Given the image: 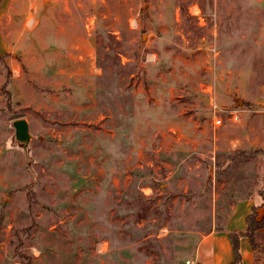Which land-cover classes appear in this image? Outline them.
I'll return each instance as SVG.
<instances>
[{
  "label": "rangeland",
  "instance_id": "rangeland-1",
  "mask_svg": "<svg viewBox=\"0 0 264 264\" xmlns=\"http://www.w3.org/2000/svg\"><path fill=\"white\" fill-rule=\"evenodd\" d=\"M261 147L264 0H0V264H187Z\"/></svg>",
  "mask_w": 264,
  "mask_h": 264
},
{
  "label": "crops",
  "instance_id": "crops-1",
  "mask_svg": "<svg viewBox=\"0 0 264 264\" xmlns=\"http://www.w3.org/2000/svg\"><path fill=\"white\" fill-rule=\"evenodd\" d=\"M200 132L201 134L199 136V139L197 140V143L198 144H204L206 142H209L210 144L213 143L214 145L213 153L215 154L217 150L216 139L215 138L212 139L211 136L208 135L207 130H202ZM11 147H15V146L11 145ZM253 149H258V148H253ZM253 149H248V150H253ZM260 149H264V147H261ZM237 150H247V149H237ZM237 159H240V161H242L240 163L244 164V163H249V160L252 161L255 158L253 159L237 158ZM230 161L232 162V160ZM261 191H264V189H259L258 192L254 193L255 195L252 196L250 195V197H247L246 199H238L236 203L233 204L231 211L229 213V218L227 222H225V225L222 228L216 229L201 237V239L197 243L194 254L189 260L191 264H233L235 256H234L233 244L230 237V233L233 231H244L246 229L247 215L251 212L254 206L260 207L259 214L261 217L264 216V195H261ZM238 214H240L243 218L242 224L240 223L236 224V222L238 221H235V219L236 216H238ZM245 240H248L249 245L245 242ZM240 245H241L243 264H255V254L251 248L249 239L247 237L241 238Z\"/></svg>",
  "mask_w": 264,
  "mask_h": 264
},
{
  "label": "trees",
  "instance_id": "trees-1",
  "mask_svg": "<svg viewBox=\"0 0 264 264\" xmlns=\"http://www.w3.org/2000/svg\"><path fill=\"white\" fill-rule=\"evenodd\" d=\"M5 89L8 87V82L3 85ZM8 92V97H10ZM264 156V149H253V150H236L230 153V160L234 161L237 158L253 159L255 157ZM261 195H264V191H261ZM258 206H254L251 212L246 218V229L244 231H233L230 233V237L233 244L234 251V262L233 264H243V258L241 254L240 240L243 237H247L250 241L253 252L263 251L260 248V244L257 241V235L264 230V216L261 217L259 214Z\"/></svg>",
  "mask_w": 264,
  "mask_h": 264
},
{
  "label": "water",
  "instance_id": "water-1",
  "mask_svg": "<svg viewBox=\"0 0 264 264\" xmlns=\"http://www.w3.org/2000/svg\"><path fill=\"white\" fill-rule=\"evenodd\" d=\"M11 127L14 129V134L11 139V145L17 146L22 150L25 163L27 167L32 170L34 159L32 153V143L37 140L38 137L31 132L30 122L26 117L15 119L11 122Z\"/></svg>",
  "mask_w": 264,
  "mask_h": 264
},
{
  "label": "built area",
  "instance_id": "built-area-1",
  "mask_svg": "<svg viewBox=\"0 0 264 264\" xmlns=\"http://www.w3.org/2000/svg\"><path fill=\"white\" fill-rule=\"evenodd\" d=\"M230 115H231V117H230L231 121H233L234 123L240 122V116L237 112H230ZM222 125H223L222 119H218V120L214 119V121H213L214 128L221 127ZM187 264H191V262L188 261Z\"/></svg>",
  "mask_w": 264,
  "mask_h": 264
}]
</instances>
